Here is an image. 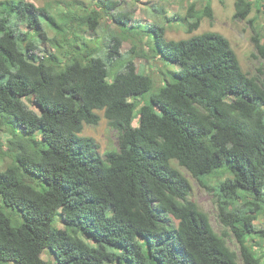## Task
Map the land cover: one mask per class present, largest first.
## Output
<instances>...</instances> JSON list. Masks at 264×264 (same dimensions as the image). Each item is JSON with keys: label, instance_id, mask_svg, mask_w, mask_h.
Here are the masks:
<instances>
[{"label": "trees", "instance_id": "obj_1", "mask_svg": "<svg viewBox=\"0 0 264 264\" xmlns=\"http://www.w3.org/2000/svg\"><path fill=\"white\" fill-rule=\"evenodd\" d=\"M119 4L73 0L74 11L56 14L50 5L0 0V126L13 133L5 149L0 142V158L10 157L0 170V264H263L253 240H264L255 224L264 211V69L247 73L223 33L177 40L152 23V49L178 67L153 90V77L135 63L138 25ZM253 6L235 0L234 18L247 19ZM179 17L192 32L214 9L192 2L185 17L171 19ZM104 18L121 29L105 48L81 33ZM260 37L256 30L264 58ZM41 42L62 60L36 53ZM30 96L39 112L25 102ZM98 110L118 134L119 147L105 155L82 135L85 124L100 122ZM174 161L199 179L228 167L225 179L203 185L218 196L240 254L191 198L193 184ZM46 250L55 261L43 258Z\"/></svg>", "mask_w": 264, "mask_h": 264}, {"label": "rangeland", "instance_id": "obj_2", "mask_svg": "<svg viewBox=\"0 0 264 264\" xmlns=\"http://www.w3.org/2000/svg\"><path fill=\"white\" fill-rule=\"evenodd\" d=\"M34 2L38 6L50 5L52 11L57 13L61 10L63 12L67 9L74 11L75 8L67 6L73 0H28ZM119 9L123 11H131L133 14V21L130 25L137 24L133 33H136V43H138L137 50L139 53L135 55V63L137 68L143 73L150 74L154 81L155 87L153 90H157L158 86L164 84L167 77L170 78V71H175L178 67L177 64L168 62L163 59L159 54H156L152 48L156 47L155 32L151 29L152 23H157L166 28V37L171 39H183L193 36L194 34H199L203 32H220L226 35L235 51L237 52L241 65L243 69L252 76L259 74L258 68L262 67L264 69V58L258 52L253 36L256 30L260 32L261 42L264 43V0H252L253 10L249 14L247 19H236L234 18L235 13V0H119ZM210 1L214 9V17H204L201 21L200 27L192 32L188 30L187 22L188 19L174 20L171 19L173 16L180 15L185 17L188 8L192 2H195L196 9L202 10L206 3ZM68 4V5H67ZM253 19V25L250 20ZM76 25V23H74ZM87 29V28H84ZM121 31L120 27L111 19L104 18L97 28V30L87 29L81 30L84 37L93 39L102 44L105 48L109 43V38L112 33H119ZM52 34V33H51ZM134 45V39L128 38L123 41L121 51L124 56L129 57L133 55L130 53L132 46ZM36 53L53 56L56 55L57 59L62 60L63 55L61 52H55L49 42H41L39 51ZM103 54V52L101 51ZM58 55V56H57ZM69 55V54H67ZM66 55V56H67ZM257 55V56H255ZM61 56V57H59ZM119 67L113 66V72H115ZM261 77L264 75L261 73ZM25 102L32 109L39 112V107L35 102L33 96L26 97ZM101 115V120L97 125L85 124L82 131V135L92 136L96 139L99 144V151L102 155L108 149H117L118 145V134L116 130L112 129L108 120L104 115V110H98ZM139 116L134 120V124L138 125ZM17 131H21L20 128ZM12 131L8 129V126L3 124L0 126V142L3 144V148H6L7 140L12 136ZM10 162L9 156H4L3 159L0 158V170L5 168V166ZM174 164L180 168L183 173L191 180L193 184V191L191 198L197 201L200 206L208 213L210 221L213 228L219 234L224 231H228V235L225 237L227 245L231 250L236 251L240 254V245L235 237V235L230 231L229 228L225 227L219 218V207H218V196L214 191L208 190L203 182L210 185H215L221 180L225 179L230 175V171L227 170V166H223L216 170L215 174L202 175L201 179L193 177L186 169L180 167L177 161ZM236 204H242L240 201H236ZM5 208V207H4ZM6 211L12 216V209L5 208ZM258 218L255 220V224L258 228H264V211L257 212ZM20 222L23 218H15L14 222ZM19 223V222H18ZM57 226L63 227L64 222L60 218L57 220ZM82 237L87 241L93 243L92 236L82 235ZM254 250L258 256L262 257V262L264 264V240L256 238L253 240ZM43 258L51 261H55L53 255H51L47 250L43 253ZM7 264H15L14 262H9Z\"/></svg>", "mask_w": 264, "mask_h": 264}, {"label": "flooded vegetation", "instance_id": "obj_3", "mask_svg": "<svg viewBox=\"0 0 264 264\" xmlns=\"http://www.w3.org/2000/svg\"><path fill=\"white\" fill-rule=\"evenodd\" d=\"M253 2V1H252Z\"/></svg>", "mask_w": 264, "mask_h": 264}]
</instances>
